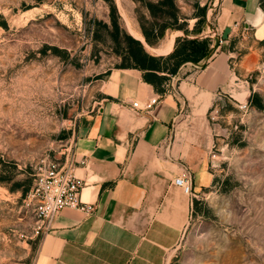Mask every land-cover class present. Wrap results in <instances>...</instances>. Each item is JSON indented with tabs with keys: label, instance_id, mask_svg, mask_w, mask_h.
I'll use <instances>...</instances> for the list:
<instances>
[{
	"label": "rangeland",
	"instance_id": "rangeland-1",
	"mask_svg": "<svg viewBox=\"0 0 264 264\" xmlns=\"http://www.w3.org/2000/svg\"><path fill=\"white\" fill-rule=\"evenodd\" d=\"M144 1L0 0V264H30L43 232L28 195L33 165L61 158L74 119L101 99L109 69L128 66V37L174 10L152 14ZM175 3L187 25L198 15L201 26L200 8L210 6ZM173 30L164 29L158 48ZM255 46L253 66H234V83L204 115L175 123L176 141L202 155L212 180L192 197L163 264H264V39Z\"/></svg>",
	"mask_w": 264,
	"mask_h": 264
},
{
	"label": "crops",
	"instance_id": "crops-1",
	"mask_svg": "<svg viewBox=\"0 0 264 264\" xmlns=\"http://www.w3.org/2000/svg\"><path fill=\"white\" fill-rule=\"evenodd\" d=\"M208 4L200 30L185 34L207 36L215 44L203 66L181 64L162 91L144 81L136 67H112L100 82L102 97L96 106L74 119L58 153L60 159L69 157L73 172L85 179L79 196L93 209H60L41 233L30 264H163L192 202L172 178L188 168L195 196L212 180L202 155L176 141L175 123L182 116L204 115L216 95L234 83V66H253L255 44L264 39L260 0ZM176 35L184 33L174 29L160 48L158 42L150 46L138 39L158 49L144 48L149 53L163 54ZM167 41L171 43L163 50ZM155 95L158 101L149 110L130 105Z\"/></svg>",
	"mask_w": 264,
	"mask_h": 264
},
{
	"label": "trees",
	"instance_id": "trees-1",
	"mask_svg": "<svg viewBox=\"0 0 264 264\" xmlns=\"http://www.w3.org/2000/svg\"><path fill=\"white\" fill-rule=\"evenodd\" d=\"M144 4L149 12L153 14L154 8L162 10L164 5L170 6L172 10L168 15L161 19V23L154 22L146 30L141 26V33L145 42L152 46L164 35V29H181L184 35H176L173 40L171 50L163 54L149 53L144 49L141 42L133 37H128L134 44L125 52V58L129 62L128 66L136 67L141 70V77L149 82L156 91L163 90V82L170 74H174L179 66L187 61L203 66L205 59L213 51L215 44L207 36H187L189 31L195 33L200 30V16H196L191 29H187V22L176 14L177 5L175 0H145ZM155 8V9H156ZM202 16L205 12V6H201ZM204 10V12H203ZM158 29V30H157ZM252 98L255 93H251Z\"/></svg>",
	"mask_w": 264,
	"mask_h": 264
},
{
	"label": "built area",
	"instance_id": "built-area-1",
	"mask_svg": "<svg viewBox=\"0 0 264 264\" xmlns=\"http://www.w3.org/2000/svg\"><path fill=\"white\" fill-rule=\"evenodd\" d=\"M158 101V95L150 96L138 105L136 100L130 101L133 108L149 110ZM32 184L28 191L29 197L35 200L34 214L48 229L55 214L63 207L78 208L85 213L93 209L90 202L81 200L79 193L85 179L73 172L69 157L55 159L42 157L32 167ZM171 182L179 186L183 192L195 196L191 187V176L188 168H183Z\"/></svg>",
	"mask_w": 264,
	"mask_h": 264
},
{
	"label": "bare ground",
	"instance_id": "bare-ground-1",
	"mask_svg": "<svg viewBox=\"0 0 264 264\" xmlns=\"http://www.w3.org/2000/svg\"><path fill=\"white\" fill-rule=\"evenodd\" d=\"M138 36H139V38L141 39V40H143V37L138 33ZM167 45H168V43H166V46H165V48H167Z\"/></svg>",
	"mask_w": 264,
	"mask_h": 264
}]
</instances>
